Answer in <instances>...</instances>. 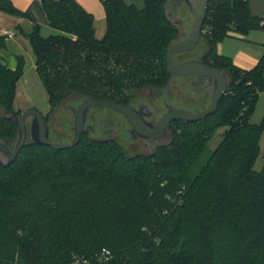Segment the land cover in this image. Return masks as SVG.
Returning <instances> with one entry per match:
<instances>
[{"label":"trees","instance_id":"1","mask_svg":"<svg viewBox=\"0 0 264 264\" xmlns=\"http://www.w3.org/2000/svg\"><path fill=\"white\" fill-rule=\"evenodd\" d=\"M40 2L56 30L47 36L28 9L0 0V10L33 22L27 38L47 93L46 121L71 95L129 104L175 76L165 54L179 26L168 0H143L142 7L101 0L100 38L92 13L77 0ZM251 29L264 30V16L248 0L208 2L198 59L226 72L228 90L204 119L171 121L170 140L149 152L128 154L115 138L87 131L59 150L28 136L14 161L0 165V264H264V166L253 168L264 113L250 121L264 91V49L248 69L216 49L231 32ZM14 55V67L0 56V140L10 148L25 66L24 55ZM221 128L210 149L209 138Z\"/></svg>","mask_w":264,"mask_h":264},{"label":"water","instance_id":"2","mask_svg":"<svg viewBox=\"0 0 264 264\" xmlns=\"http://www.w3.org/2000/svg\"><path fill=\"white\" fill-rule=\"evenodd\" d=\"M180 1V0H175ZM189 10L194 14L192 27L185 39L172 42L165 54L168 71L177 76H192L198 80L211 82V95L209 103L200 110H189L182 107L167 105L166 111L152 122L147 120L142 111L132 104H120L109 99H96L84 97L75 108H73V136L67 142H56L49 136L48 122L44 114L36 108H28L18 115L12 116L17 123V138L12 148L0 140V165L5 166L16 158L21 147L27 142L28 136L31 141L37 144H44L53 149H68L75 146L84 131L86 115L92 106H108L121 112L128 120L131 131L144 138H158L174 120L185 122L204 119L207 115L217 109L218 102L228 90L229 79L225 71L219 67H212L205 64L201 59L190 58L176 62L173 55L177 52L190 51L196 48L201 38V30L207 14L208 2L210 0H183ZM251 8L264 16V0H248ZM28 121V123H27ZM171 138V133L169 140Z\"/></svg>","mask_w":264,"mask_h":264},{"label":"rangeland","instance_id":"3","mask_svg":"<svg viewBox=\"0 0 264 264\" xmlns=\"http://www.w3.org/2000/svg\"><path fill=\"white\" fill-rule=\"evenodd\" d=\"M127 3H133L137 7H142L143 0H125ZM189 8L184 4L181 7L174 8L172 0H168L167 4V12L170 16V18L179 26V32H184L186 34L189 33L193 21H194V14L191 12L189 14V19H186V12ZM181 23V24H180ZM104 27V24H103ZM100 32V28L98 25H96V36L100 38L103 34ZM249 32H264V31H258L256 29H251ZM202 43L201 40L199 41L198 47L191 53H185L183 55H176L177 59H185V58H198L202 55L203 49H202ZM2 53V50H0V54ZM184 56L185 58H182ZM30 72L28 75L30 76V83H29V89L26 93V100L25 102L29 104H25V106L20 107V111H25L28 108H36L41 113L45 114V112L48 109L47 104V97L46 92L41 85L39 79L37 78L36 74ZM178 77V76H177ZM176 78V77H175ZM178 79V78H177ZM177 79H171L170 80V93L169 97H173V92L175 93L177 91V84L179 81H176ZM188 79V78H187ZM180 80V79H178ZM189 80V79H188ZM191 80V79H190ZM193 87L189 90L194 96H198L197 100H181L180 102H171L176 104L177 107L186 108L189 110H200L202 107V96L205 94L206 101L204 100L205 107L207 106L211 91L207 92V90L204 91V88L194 82H190ZM155 90L158 89H150L148 91H152V93H156ZM188 90L181 89L179 90V93L186 94ZM172 93V94H171ZM147 91H141L140 96L146 97ZM157 94H155L156 96ZM81 96L79 95H71L66 102L55 109V111L51 114L49 118V125L50 128L53 127V131L50 133V138L56 142H67L69 141L74 133L73 126H74V118H73V108L77 106V104L81 101ZM18 100L16 99L14 102L15 108L17 107ZM144 104H148L147 101H144ZM162 111V106L157 107L156 113H160ZM264 113V91L259 93L255 108L253 110V113L250 117V121L254 123H258ZM87 121L86 124H91L92 130H87V133H89L92 137L95 138H104V137H112L118 140L122 145L124 146L126 152L128 154L135 153L137 151H144L149 152L153 148H146L142 145L141 141L134 139L133 136H131L130 132L128 131V124L126 122V119L122 115L121 112L108 107V106H92L89 108V111L86 115ZM222 132L223 129H218L208 140V147L210 149H213L221 140L222 138ZM29 139V137L27 138ZM260 148L258 156L256 157L253 168L255 170H259L264 166V131L260 135ZM77 264H87L83 262H76Z\"/></svg>","mask_w":264,"mask_h":264},{"label":"crops","instance_id":"4","mask_svg":"<svg viewBox=\"0 0 264 264\" xmlns=\"http://www.w3.org/2000/svg\"><path fill=\"white\" fill-rule=\"evenodd\" d=\"M77 1L87 11L92 13L94 17L95 35H96V25L99 26L100 32H102V29L105 30V12L101 0H77ZM11 2L20 10L28 9L33 19H35L39 23L40 33L43 36H47L51 33L56 32V30L48 24V20L46 18V14L44 12L40 0H11ZM32 25L33 22L29 18L0 10V33L4 31L13 32L12 36L6 40V48L1 49L2 53L0 54V56L4 58L11 67H14L16 64V58L14 55L15 53H21L25 57L24 71L16 85V92L14 97V102L16 99L18 100L17 103L18 108L16 109H20V107L25 106V104L27 103L25 102L26 93L29 89V83H30L29 81L30 76L28 75V73L30 72V74H32L35 72L36 74L35 65H34L35 57L32 48L30 46L29 40L27 38V33L31 31ZM256 30L264 31L260 29H256ZM216 49L218 53L231 57V59L237 66L248 69L258 61L260 55L263 52L264 32L250 33L248 31L245 34L231 32V35H228L217 42ZM180 77L179 76L177 77V75H175L172 77V79L174 80L177 78L180 79V80L177 79L176 81L183 80ZM211 89H212L211 82L206 80L207 92H210ZM193 96L194 95L191 93L190 96L191 99L193 98ZM204 96L205 94L202 96L201 103H204V100L206 99L205 97H207ZM46 97H47V93H46Z\"/></svg>","mask_w":264,"mask_h":264},{"label":"flooded vegetation","instance_id":"5","mask_svg":"<svg viewBox=\"0 0 264 264\" xmlns=\"http://www.w3.org/2000/svg\"><path fill=\"white\" fill-rule=\"evenodd\" d=\"M172 3H173L174 8L175 7L176 8L181 7L182 5L185 4V2L183 0H180V1L172 0ZM190 13H191L190 10L187 9V12L185 14L187 20L189 19V14ZM187 35L188 34H186L184 32H179V34H178L177 38L175 39V41H179V40L185 39L187 37ZM177 54L178 53H175L173 55V58H174V60L176 62L183 61V60H186V59H190V58L177 59L176 58ZM180 78L183 79V80L178 82V84H177L178 88H177V91L175 93L173 92V95H174L173 97H169L170 96L169 95V93H170V88H169L170 81H169V83L166 85L165 88L155 90L156 91L155 94H157L156 96H155L154 93H152V91H148V90L152 89V87H148V88L144 89V90L147 91V94H146L147 96L146 97L140 96V94H141V92H140V93H138L135 96V98L129 104H132L137 109H140L142 111L144 117L147 120L155 122L166 111L168 104H170L172 106H176V104L171 103V102H173V101L174 102H180L181 100H185L186 101V100H190L191 99V97H190L191 96V92L189 91V90H191L190 85H191V87H193L192 84H190L191 81L194 82V83L200 84L204 88V91L206 90V80L201 81V80H198V79H196L195 77H192V76H181ZM154 89H157V88H154ZM181 89H186V90H188V92L186 94L179 93V90H181ZM144 101H147L148 104H144ZM160 106H162V111L160 113H156L157 107H160ZM124 118H125V116H124ZM86 120H87V117H86ZM47 122H48V126H49V136H50V133L54 132V131H53V127L50 128L49 120ZM126 122L128 124V129H129L128 131L130 132L131 136H133L134 139H137V140L141 141L142 145L145 146L146 148H153L154 149L156 146H158L160 144L167 143L169 141V137H170V133H171V129H170V123L171 122L168 124L167 129L162 134H160L158 138H153V137L144 138V137H140L139 135H137V133L131 131V126H130V124H129L127 119H126ZM27 123H28V121H27ZM86 123H87V121H85V126L88 128L87 130H92L91 129L92 128L91 124H86ZM0 156H2L1 153H0Z\"/></svg>","mask_w":264,"mask_h":264},{"label":"built area","instance_id":"6","mask_svg":"<svg viewBox=\"0 0 264 264\" xmlns=\"http://www.w3.org/2000/svg\"><path fill=\"white\" fill-rule=\"evenodd\" d=\"M2 34L5 35L6 40H7L9 37L12 36L13 32L4 31V32H2ZM102 253H103V255H106V254L108 253V251L103 249ZM76 262H81V261H80L79 259H76V260L73 262V264H77Z\"/></svg>","mask_w":264,"mask_h":264}]
</instances>
